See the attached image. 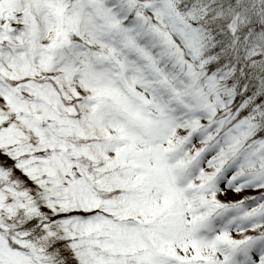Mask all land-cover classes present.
<instances>
[{"label":"snow or ice","instance_id":"obj_1","mask_svg":"<svg viewBox=\"0 0 264 264\" xmlns=\"http://www.w3.org/2000/svg\"><path fill=\"white\" fill-rule=\"evenodd\" d=\"M0 264H264V0H0Z\"/></svg>","mask_w":264,"mask_h":264}]
</instances>
